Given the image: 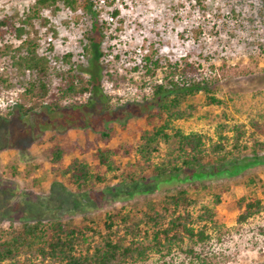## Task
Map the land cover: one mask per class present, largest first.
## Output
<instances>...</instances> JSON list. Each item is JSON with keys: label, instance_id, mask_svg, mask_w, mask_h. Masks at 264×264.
I'll use <instances>...</instances> for the list:
<instances>
[{"label": "rangeland", "instance_id": "1", "mask_svg": "<svg viewBox=\"0 0 264 264\" xmlns=\"http://www.w3.org/2000/svg\"><path fill=\"white\" fill-rule=\"evenodd\" d=\"M33 2L0 0V19L10 14L22 17ZM96 6L102 37L94 51L84 49V33L91 26L89 14L61 4L57 11L43 9L21 38L5 26L0 28L6 30L0 36V46L9 43L15 47L24 38H33L39 43V52L51 47L55 54L71 53V60L81 69L96 71L100 61L105 64L98 79L102 102L92 100L79 111L64 109L49 115L41 108L24 115L13 106L14 89L0 95V113L5 117L0 122V225L72 218L79 225L104 231L108 214L119 211L129 216L130 223L145 228L143 209L161 195L185 188L193 214L203 205L215 210L217 229L209 231L211 238L203 249L195 247L207 264L263 263L264 164H243L250 158V148L233 150L227 155L229 161L217 167L220 172L202 169L208 174L200 179H189L184 173L159 177L151 169L137 173L131 163L138 158L135 148L141 142V131L160 122L148 124L144 119L147 101L152 98V82L132 68L150 49L157 50L163 67L167 61L192 64L191 77L207 78L214 94L224 100L219 105H207L199 92L193 98L197 104L194 116L174 121L175 126L204 134L207 144L216 139L215 131L223 123L227 135L232 123L248 124L250 119H256L264 129V0H96ZM15 25H19L18 18ZM90 58L95 59L91 67ZM105 71L111 77L104 76ZM0 73L10 75L5 56H0ZM107 126L111 127L110 138L104 142L96 132ZM70 141L79 148L65 154L59 165L52 164V147ZM125 145L130 153L117 154L114 161L123 168V177L135 171V182L130 177L123 182L118 176L92 187H76L60 174L61 167L73 157L94 166L97 148ZM167 150L161 145L153 160L158 162ZM242 195H256L263 206L239 224L232 200ZM188 261L175 247L165 257L151 253L147 260L129 264ZM193 264L202 263L194 260Z\"/></svg>", "mask_w": 264, "mask_h": 264}, {"label": "trees", "instance_id": "2", "mask_svg": "<svg viewBox=\"0 0 264 264\" xmlns=\"http://www.w3.org/2000/svg\"><path fill=\"white\" fill-rule=\"evenodd\" d=\"M59 4L71 11L81 10L89 14L91 26L84 33L87 40L84 49L94 51L102 37L96 0H34L22 17L16 14L2 17L0 28L5 26L6 30L21 38L28 32L26 26L39 18L43 9L57 11ZM16 18L19 25H15ZM6 30L0 29V36ZM98 55L101 57L102 52L99 51ZM0 56L8 58L10 71L7 76L0 73V95L3 91L14 89L13 106L21 114L41 108L49 115L64 109L75 112L90 105L92 100L102 102L98 79L100 70L105 66L103 61L99 62L96 71L81 69L71 60V53L55 54L51 47L39 52V43L33 38H24L15 47L3 44ZM92 59H89L90 67ZM160 60L157 50L150 49L140 57L138 65L132 67L141 77L152 82V98L147 101L144 119L148 124L160 121L140 133L141 142L135 148L138 158L131 163L137 173L151 169L159 177L173 178L184 173L189 179H200L208 174V171H202L204 168L220 172L217 167L226 164L229 161L227 155L240 146L251 150L250 158L243 164H264V129L256 119H250L248 124L232 123L229 126L230 135L223 128L226 123L220 124L215 131L216 139H211L208 144L204 134L194 130L185 132L175 126L174 121L194 116L197 104L193 98L199 92L204 94L207 105H219L224 100L214 94L207 78L197 80L191 77L194 70L192 64L167 61L163 67ZM104 76L111 77V73L105 71ZM83 97L84 101L81 100ZM4 118L0 113V122ZM110 132L111 127L107 126L97 131L96 135L107 142ZM161 145L168 150L155 162L153 159L159 154ZM75 148L79 147L73 141L66 145L55 144L51 149L50 162L59 165L62 157ZM129 153L126 145L100 147L93 153L96 159L94 166L73 157L61 167L60 174L76 187H92L108 177L118 176L123 182L128 177L135 182L137 173L133 171L123 177V168L114 161L115 155ZM138 178L143 179L142 176ZM218 202L219 198L215 196V203ZM191 203L185 188L161 195L156 203L151 202L142 211L145 228L130 223L129 216L119 211L108 214L104 231H97L90 225H79L72 218L23 220L18 224L0 225V264H129L143 262L151 253L165 257L175 247L189 258L188 264H193L194 260L207 264L206 257L195 251V247L203 249L211 238L209 231L217 229L215 210L213 206L203 205L200 211L193 214L189 210ZM232 204L239 224L260 212L263 206L262 199L256 195L234 197Z\"/></svg>", "mask_w": 264, "mask_h": 264}, {"label": "built area", "instance_id": "3", "mask_svg": "<svg viewBox=\"0 0 264 264\" xmlns=\"http://www.w3.org/2000/svg\"><path fill=\"white\" fill-rule=\"evenodd\" d=\"M82 55H80V57H81Z\"/></svg>", "mask_w": 264, "mask_h": 264}]
</instances>
